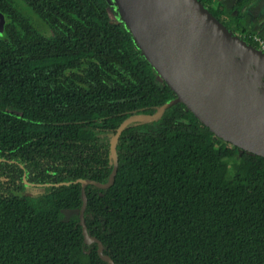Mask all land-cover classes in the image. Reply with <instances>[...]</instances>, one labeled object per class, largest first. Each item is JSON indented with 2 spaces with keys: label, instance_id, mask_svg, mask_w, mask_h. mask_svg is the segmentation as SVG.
<instances>
[{
  "label": "trees",
  "instance_id": "trees-1",
  "mask_svg": "<svg viewBox=\"0 0 264 264\" xmlns=\"http://www.w3.org/2000/svg\"><path fill=\"white\" fill-rule=\"evenodd\" d=\"M197 1L261 50L264 0ZM0 13V264H108L83 235L80 181L107 183L121 123L177 95L114 0H0ZM117 153L84 214L113 264H264L263 157L182 103L130 124Z\"/></svg>",
  "mask_w": 264,
  "mask_h": 264
},
{
  "label": "water",
  "instance_id": "water-1",
  "mask_svg": "<svg viewBox=\"0 0 264 264\" xmlns=\"http://www.w3.org/2000/svg\"><path fill=\"white\" fill-rule=\"evenodd\" d=\"M114 1L140 50L177 97L153 115H133L121 123L111 139L113 170L107 183L80 181L83 235L98 244V254L108 264L113 261L104 255L102 243L87 232L86 187L113 186L117 144L130 124L157 121L182 103L217 137L264 158V52L229 33L197 0Z\"/></svg>",
  "mask_w": 264,
  "mask_h": 264
},
{
  "label": "rangeland",
  "instance_id": "rangeland-1",
  "mask_svg": "<svg viewBox=\"0 0 264 264\" xmlns=\"http://www.w3.org/2000/svg\"><path fill=\"white\" fill-rule=\"evenodd\" d=\"M263 3H264V1H262ZM3 16V15H2ZM114 17V19H116L117 18V16H113ZM259 17L260 18H263L264 19V6H263V8L261 9V11H260V13H259ZM36 18V17H35ZM5 22H6V18L3 16V24L1 25V23H0V35H3L4 34V24H5ZM37 23V25L40 27V29H42L44 32H46V33H48L49 34V31L47 30V27L46 26H44L41 22H39V21H37L36 22ZM51 32V31H50ZM50 34H52V33H50Z\"/></svg>",
  "mask_w": 264,
  "mask_h": 264
},
{
  "label": "built area",
  "instance_id": "built-area-1",
  "mask_svg": "<svg viewBox=\"0 0 264 264\" xmlns=\"http://www.w3.org/2000/svg\"><path fill=\"white\" fill-rule=\"evenodd\" d=\"M254 39L259 44L261 51L264 52V40L259 36H255Z\"/></svg>",
  "mask_w": 264,
  "mask_h": 264
}]
</instances>
